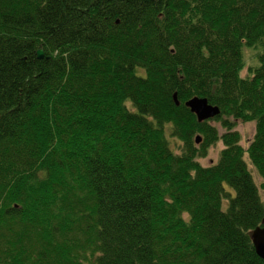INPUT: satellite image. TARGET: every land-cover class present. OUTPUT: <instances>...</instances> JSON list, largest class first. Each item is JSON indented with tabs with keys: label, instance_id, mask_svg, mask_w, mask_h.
<instances>
[{
	"label": "trees",
	"instance_id": "1",
	"mask_svg": "<svg viewBox=\"0 0 264 264\" xmlns=\"http://www.w3.org/2000/svg\"><path fill=\"white\" fill-rule=\"evenodd\" d=\"M261 194L264 0H0V264H264Z\"/></svg>",
	"mask_w": 264,
	"mask_h": 264
},
{
	"label": "water",
	"instance_id": "2",
	"mask_svg": "<svg viewBox=\"0 0 264 264\" xmlns=\"http://www.w3.org/2000/svg\"><path fill=\"white\" fill-rule=\"evenodd\" d=\"M35 55L37 58H41L43 56L42 49H36ZM172 100L174 104L178 103L175 93H172ZM184 106L194 114L197 122L212 118L218 113V108L215 105L209 104L203 97L192 96L184 101ZM199 139V135H196L195 142L197 143ZM248 235L256 255L264 262V216L260 219L259 225L254 226L248 232Z\"/></svg>",
	"mask_w": 264,
	"mask_h": 264
},
{
	"label": "rangeland",
	"instance_id": "3",
	"mask_svg": "<svg viewBox=\"0 0 264 264\" xmlns=\"http://www.w3.org/2000/svg\"><path fill=\"white\" fill-rule=\"evenodd\" d=\"M257 51V48L254 47H245L243 46L241 48V53H242V60L244 63L243 68L239 71L240 76H245L247 75V68L255 66L257 64L256 58H255V53ZM214 125H217V122H212ZM219 131L221 132L222 130L218 128ZM238 134H239V144L242 147H246L248 141L253 135L254 131V123L252 121H246V122H239L237 121L233 127ZM222 147V144L220 141H217L214 145L210 146L208 148V151L206 155L202 158H199L198 161L202 165H207L213 161L216 160L217 154L219 149ZM246 158V156H244ZM247 161V159H246ZM248 169L250 170L251 176L256 184L260 182L259 176L256 174L254 171L253 167L248 163L247 164ZM262 195V194H261ZM262 198L264 199V196L262 195Z\"/></svg>",
	"mask_w": 264,
	"mask_h": 264
}]
</instances>
